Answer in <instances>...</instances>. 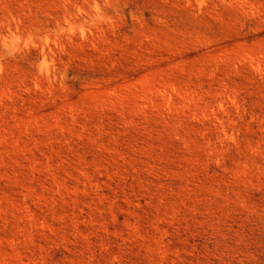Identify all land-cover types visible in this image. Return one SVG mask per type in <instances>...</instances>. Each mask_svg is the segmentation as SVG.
<instances>
[{"label":"rangeland","instance_id":"1","mask_svg":"<svg viewBox=\"0 0 264 264\" xmlns=\"http://www.w3.org/2000/svg\"><path fill=\"white\" fill-rule=\"evenodd\" d=\"M0 264H264V0H0Z\"/></svg>","mask_w":264,"mask_h":264}]
</instances>
